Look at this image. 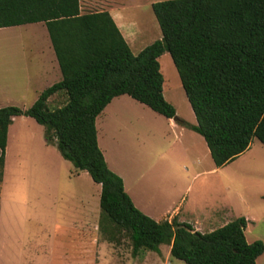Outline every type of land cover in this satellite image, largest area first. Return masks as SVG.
I'll return each mask as SVG.
<instances>
[{
	"label": "trees",
	"instance_id": "1",
	"mask_svg": "<svg viewBox=\"0 0 264 264\" xmlns=\"http://www.w3.org/2000/svg\"><path fill=\"white\" fill-rule=\"evenodd\" d=\"M161 39L134 55L106 11L81 14L79 0H0V29L43 23L62 79L30 107L0 108V185L8 128L15 117L43 128L75 173L100 185L98 230L109 243L123 234L132 255L160 254L185 264H256L261 241L247 243L244 217L211 233L156 222L137 210L98 147L96 118L116 97L128 96L201 136L216 168L235 161L253 139L264 147V0H166L151 5ZM168 53L196 125L177 119L163 97L158 59ZM64 93L67 102L48 109Z\"/></svg>",
	"mask_w": 264,
	"mask_h": 264
},
{
	"label": "rangeland",
	"instance_id": "2",
	"mask_svg": "<svg viewBox=\"0 0 264 264\" xmlns=\"http://www.w3.org/2000/svg\"><path fill=\"white\" fill-rule=\"evenodd\" d=\"M107 1L116 3V0ZM122 1L119 9L127 19H136L149 28L152 22L159 29L151 5L166 0ZM99 10L104 9L83 12ZM40 30V25L0 30V108L13 106L22 110L23 107H30L32 91L19 90L20 94L16 95L12 89L10 90L12 84L22 85L25 74L23 60L16 48L11 49V40L12 36L38 33ZM132 52L134 55L138 54L136 51ZM158 62L163 76L164 99L174 107L176 117L194 123L195 117L169 54L164 53ZM10 68L13 70L12 74L8 73ZM53 104L48 105L49 110L63 106ZM114 116L113 119L119 128L115 131L116 145L108 144L110 155L130 179L134 177L136 171L142 172L143 177L149 180L148 188L151 192L160 195L168 187L167 162L152 157L155 152L152 153L151 149L158 148V152H163L171 143L172 131L168 126V120L126 96L122 98L121 106L114 112ZM114 126L117 125L112 119L106 125L100 120L98 123L100 138H104V131L107 129L111 128L113 131ZM30 129L35 131L34 128ZM105 139L103 142L106 143ZM16 141L17 137L13 135L6 153L3 213L5 240L0 245V264H61L62 260L59 258L61 251L72 256L80 241V236L65 224L75 219L81 205L69 182L71 177L69 171L74 169L69 163L67 164L69 169L63 167L60 170L58 159L53 155L48 156L47 169L39 171L37 168L35 170L24 167L18 155ZM204 145V142L196 145L199 150L198 171L204 173L196 181L191 182L193 189L188 194V199L195 201L198 206L203 202L216 201L218 208H222L218 212L220 219L232 221L239 217H247L250 220L245 230L247 243L261 241L264 245V198H261L264 194V147L258 140L253 139L251 152L224 167L215 168L211 157L204 155ZM175 167L180 179L186 184L190 182L188 177L192 168L191 161H180ZM213 167L216 170L210 172ZM53 177L60 180L59 193L57 187L50 184V178ZM54 220L63 227L57 226L55 230L52 229L51 221ZM222 223L224 221L218 226ZM97 225L99 226V218ZM94 233L93 256L89 258L88 264H185L170 257L168 246L161 245L160 254L141 250L133 256L130 243L123 234L118 236L116 243H109L99 230ZM14 235H18L19 245L10 242L9 238ZM46 250L51 253L53 251L56 257L54 262L42 259L40 254L43 251L46 253ZM256 264H264V252Z\"/></svg>",
	"mask_w": 264,
	"mask_h": 264
},
{
	"label": "crops",
	"instance_id": "3",
	"mask_svg": "<svg viewBox=\"0 0 264 264\" xmlns=\"http://www.w3.org/2000/svg\"><path fill=\"white\" fill-rule=\"evenodd\" d=\"M121 2L123 1L116 0V3L113 2V4L107 0H79V7L81 14L85 13L83 11H91L94 9H104L102 11L108 12L118 27V31H120L124 40L128 44L131 52L136 51L139 53L145 47L161 39V32H158L160 29H157L158 27L157 25H154V23L151 22V26L149 28V26H146V24H143L136 19H127L126 15L119 9V4H122ZM32 25H40V32H32L28 35L18 34L16 36H12L11 40V49L16 48L18 54L23 60V71L25 74L22 78V85L12 84L10 90L12 89V91H14L13 94L15 93L16 95L20 94L19 90H24L25 92L32 91L33 99L30 107L45 89L60 82L62 79L45 25L43 23ZM23 26L11 28H20ZM14 42L16 45H13ZM8 73L12 74L13 70L10 68ZM123 97H125V95L114 98L96 118L95 125L98 147L104 157L107 167L110 171L122 179L124 191L129 196L134 207L142 214L156 222H171L172 219H176L178 223L188 224L196 232L201 234L211 233L230 222L228 219H220L218 212L221 211L222 208H218L216 201L210 203L203 202L200 206H198L195 201L188 199V194L193 189V183L191 182L196 181L204 173L198 171L199 150L196 146L197 144H203L204 140L195 132L178 125L174 120L167 119L168 126L172 131L171 143L163 152H158V148L151 149L152 153L155 152L152 157L157 160H165V162H167L166 174L168 177V187L163 190L160 195H155L148 188L149 180L143 177L142 172L138 173L136 171L134 177L131 179L129 178L118 162H116L110 155V148L108 145L109 143L112 146L116 145L117 133H115V131H117L119 126L113 118L115 117L114 112H116L121 106V100ZM66 102V95L60 92L51 96L48 99L47 105L50 103L65 105ZM26 109L28 108H22V110ZM110 119H112L117 126L113 127V131L111 126V128L107 129V131H104V138H100L98 123L102 120V122L106 125L109 123ZM177 119L180 118L177 117ZM186 123L196 125V120L194 123ZM30 127L34 128L35 131H32ZM13 135L17 137V151L19 158H21V162L23 161L24 167L27 166L29 168H34L35 170L37 168L39 171L43 168L47 169L48 156L53 155L58 159L60 170L63 167H66L67 169L70 168L69 165H67L69 162L62 159L56 148L45 143L43 138V128L32 118L19 116L13 118L12 124L8 128L4 169L6 165V153L9 149L10 141L13 139ZM104 139L106 140V143L103 142ZM204 146V155L208 157L210 156L208 148L206 144ZM251 146L252 142L249 149L237 159L251 152ZM185 160L191 161L192 165L191 172H189L188 177L190 182H187V184L184 183L177 175L175 167L178 162ZM214 167L210 169V172L216 170V167ZM69 173L71 175L69 182L72 185L73 191L78 195L81 205L78 207L75 219L69 220L70 222L68 221L65 224L68 225V227L71 228L75 234L80 236V241L77 243L75 251L72 252V256H69L68 252L61 251L59 258L62 260L61 264H88L89 258L93 256L92 245H95L94 232L98 231L97 222L99 218V198L101 187L100 185L95 184L86 172L75 173V171L72 170L69 171ZM57 179V177L50 178V184L52 187H57V193H59L58 186L60 185V180ZM5 190L6 180L4 178L3 170V178L0 185V245H2L3 240H5L3 229ZM261 198H264V194L261 195ZM244 218L247 221V228L250 220L247 217ZM221 221H224V223L218 226ZM51 226L52 229L55 230L57 226L60 227L62 225L58 223V221L56 222V220H54L51 221ZM9 240L13 243V245H19L18 235H14L12 238L10 237ZM46 251V253L43 251L40 254L42 259L44 261L51 260V262H54L56 257L53 251L52 253L49 250Z\"/></svg>",
	"mask_w": 264,
	"mask_h": 264
},
{
	"label": "water",
	"instance_id": "4",
	"mask_svg": "<svg viewBox=\"0 0 264 264\" xmlns=\"http://www.w3.org/2000/svg\"><path fill=\"white\" fill-rule=\"evenodd\" d=\"M175 121V120H174Z\"/></svg>",
	"mask_w": 264,
	"mask_h": 264
}]
</instances>
